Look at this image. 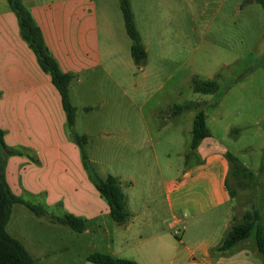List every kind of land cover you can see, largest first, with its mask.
<instances>
[{"label":"crops","instance_id":"crops-1","mask_svg":"<svg viewBox=\"0 0 264 264\" xmlns=\"http://www.w3.org/2000/svg\"><path fill=\"white\" fill-rule=\"evenodd\" d=\"M22 2L40 28L59 69L74 77L69 87L71 103L77 109L74 129L84 115L87 128L76 133L89 138L85 151L94 134L120 140L113 152L109 148L110 154L119 155L116 158L119 164L108 176L120 181L127 209L132 214L122 227L126 233L135 231V236H139L133 248L128 246L132 259L127 260L137 264H264L252 237L228 252L216 251L232 227L234 216V198L228 181L231 170L228 154H234L223 141L230 127H225V137L218 139L204 110L208 104L205 98H211L221 88L207 95L195 93L192 88L191 94L197 96L167 105L158 101L148 110V100L128 94V90L136 94L140 85H132L136 71L131 56L132 41L115 8L109 14L108 10L98 8L96 0ZM130 5L148 56L145 66L138 68L141 78L148 82L152 78L160 80L166 74L172 80L175 72L147 68L151 31L146 24L142 33L131 1ZM159 84L162 88L163 83ZM173 90L178 96L181 94L178 84H174ZM188 102L199 106L180 115L172 114L173 106ZM199 111L205 113L211 135L192 150L193 123ZM260 123H264V116L257 119L256 124ZM0 129L5 133L7 149L16 153L5 154L6 181L15 196L34 205L42 204L48 215L38 217L49 225L60 224L48 213L60 209L62 217L68 214L82 218L86 221L84 232L69 227L78 234L90 233V222L111 217L106 201L84 168L81 149L71 137L61 96L22 38L18 19L8 3L0 11ZM147 140L151 142V153L147 152ZM161 145L164 158L160 162L157 146ZM87 156L92 166L97 165L94 157ZM148 157L153 160L149 167ZM96 172L101 175V171ZM158 175L162 179L160 203L153 196ZM142 194L143 203L155 202V211L148 206L144 213L136 207L135 202ZM15 205L31 211L24 204ZM181 227V235L175 236L174 232ZM191 231L194 234L190 235ZM171 233L183 238L176 242ZM10 236L25 247L34 261L49 256L40 242L30 243L36 257L24 241ZM110 239L111 235L109 242Z\"/></svg>","mask_w":264,"mask_h":264},{"label":"rangeland","instance_id":"rangeland-1","mask_svg":"<svg viewBox=\"0 0 264 264\" xmlns=\"http://www.w3.org/2000/svg\"><path fill=\"white\" fill-rule=\"evenodd\" d=\"M96 1L98 8L105 12L108 10L109 14L115 8L123 22L119 0ZM130 1L142 33L145 32L146 24L151 31V57L147 68L155 72H175V75L172 80L165 74L160 80L152 78L145 82L136 66L132 85H140L139 91L134 94L128 90V94L148 100L147 109L150 110L158 101L167 105L170 102L186 101L192 95L197 96L191 94L193 79H217L221 90L211 98H205L208 104H205L204 110L209 124L220 140L225 137V127H230L224 143L241 163L258 175L236 177L230 170L228 181L234 198L233 225L244 223L245 214H254L256 211L261 217L259 223L263 225L264 123L256 124L257 119L264 116L263 7L254 0ZM6 6V0H0V11ZM160 82L163 83L162 88L158 86ZM174 84L179 85V96L173 90ZM85 120L84 115L79 117L75 132L85 131ZM182 125L185 126L186 121ZM91 137L86 153L97 161V165L92 164L96 171H101L100 178L106 179L108 173L114 172L119 164L116 160L119 155L110 154L109 148L113 152V148H118L120 140H107V137L103 138L100 134ZM147 142V152L151 153V142ZM161 148L162 145L157 146L160 162L164 158ZM2 154L6 158V153ZM152 163L153 160L148 157L146 166ZM257 183H260L259 187ZM143 188L142 185L140 191ZM124 189L127 191L126 186ZM154 191L155 201L160 203L161 177L157 179ZM143 201L144 194L135 203L144 213L148 206L152 211L157 209L155 202L147 204ZM48 213L53 219L62 217L60 209ZM60 224L49 225L45 219L42 220L26 207L15 205L6 231L24 241L33 256L38 257L30 243L42 244L49 256L37 258L35 264H93L87 258L94 253H110L119 258L132 259L128 246L133 248L139 242L135 231L126 233L122 227L124 225L116 224L109 216L90 222L88 234H78L69 227H60ZM177 230L183 231L182 227ZM172 233L176 242L183 238H176ZM192 234L194 231H191Z\"/></svg>","mask_w":264,"mask_h":264},{"label":"trees","instance_id":"trees-1","mask_svg":"<svg viewBox=\"0 0 264 264\" xmlns=\"http://www.w3.org/2000/svg\"><path fill=\"white\" fill-rule=\"evenodd\" d=\"M119 1L126 32L132 41V59L138 68L143 67L146 64L148 56L135 25L130 1ZM254 1L259 3L264 9V0ZM7 3L18 19L22 38L35 53L42 71L51 76L52 82L61 96L68 127L71 131V137L81 149L84 168L90 180L96 187L100 196L106 201L113 221L118 225H126L131 220L132 214L127 209L125 195L122 191L120 181L112 175H109L106 179L100 178L91 165L85 151V147L88 143L87 136L79 135L74 131L77 109L72 105L69 93L70 83L74 77L70 74L63 73L59 69L57 62L50 55L45 45L40 28L35 23L30 11L24 6L22 0H7ZM192 84L194 92L198 94H214L220 89L217 79L208 81L193 79ZM198 106L199 104L196 102L175 105L172 107V114L180 115L186 111L197 109ZM4 135V131L0 129V264H35L34 259L29 255L25 247L8 234L6 226L10 220L14 204H24L37 216H46L47 211L41 206L22 200L11 191L5 177L6 158L2 153L5 152L7 155H14L16 153L7 149L4 142ZM210 135V131L206 124L205 113L199 111L193 123L190 148L195 150L200 142L210 137ZM228 160L231 165V173L234 176H254L237 157L228 154ZM244 219V223L232 225L221 245L216 248V251L221 253L230 251L239 243L251 238L254 231L253 239L255 241L256 250L264 261V224L261 225L259 223L261 220L260 214L257 211L254 212V214L247 213ZM54 220L79 233L86 230V221L73 215L66 214L62 218H56ZM89 261L95 264H137L132 260L115 258L101 253L91 255Z\"/></svg>","mask_w":264,"mask_h":264},{"label":"built area","instance_id":"built-area-1","mask_svg":"<svg viewBox=\"0 0 264 264\" xmlns=\"http://www.w3.org/2000/svg\"><path fill=\"white\" fill-rule=\"evenodd\" d=\"M174 234H175V236H179V235H181V230H176V231L174 232Z\"/></svg>","mask_w":264,"mask_h":264}]
</instances>
